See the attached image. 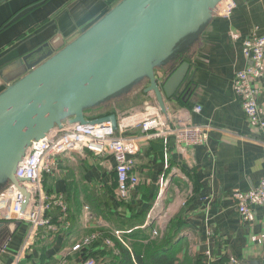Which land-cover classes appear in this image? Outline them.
I'll list each match as a JSON object with an SVG mask.
<instances>
[{
  "label": "crops",
  "instance_id": "obj_1",
  "mask_svg": "<svg viewBox=\"0 0 264 264\" xmlns=\"http://www.w3.org/2000/svg\"><path fill=\"white\" fill-rule=\"evenodd\" d=\"M117 1L0 0V26L7 22L0 30V68L45 42L59 50ZM226 1L216 6L177 57L156 71L164 81L182 62L189 64L181 72L185 73L181 88L174 86L172 96L165 98V111L152 93L143 91L140 104L151 101L152 106L137 110L136 105L133 113L124 114L131 109L126 106L116 113V134L132 138L137 147L134 171L139 182L129 196L119 200L112 186L115 161L111 154L82 147L56 155L58 170L47 185L52 187L50 195L64 199L65 218L53 223L51 218L58 211L50 212L49 221L55 227L50 231L19 222L0 253V264L24 260L26 264H59L62 258L65 264H80L71 247L95 226L108 229L125 245L130 242L126 238L130 230L113 229L84 202L83 193L95 190L109 192L116 215L129 216L148 208L140 226L147 237L133 238V242L145 244L162 237L167 224L181 213L183 225L176 236L180 255L202 257L204 264H231V258L237 260L235 264H264V205L255 208L252 222H245L231 196L236 190L257 186L264 176V129L246 121L232 91L235 72L247 63L241 51L243 40L254 29L264 32V0H232L230 13L224 15ZM258 87V111L264 118V73ZM155 117L170 126L182 121L205 126L206 141L179 147L171 135L150 137L141 123ZM68 196L72 199L67 200ZM42 246H46V260L40 259Z\"/></svg>",
  "mask_w": 264,
  "mask_h": 264
},
{
  "label": "water",
  "instance_id": "obj_2",
  "mask_svg": "<svg viewBox=\"0 0 264 264\" xmlns=\"http://www.w3.org/2000/svg\"><path fill=\"white\" fill-rule=\"evenodd\" d=\"M222 0H119L78 36L54 51L48 42L0 68V188L5 182L28 192L16 175L18 163L33 142L63 121L82 124L109 121L116 114L88 118L85 109L128 91L146 78L160 110L165 98L179 90L182 62L161 81L158 68L177 57L206 25ZM172 91V92H170ZM152 106L151 101L135 109ZM134 108L126 113H133ZM19 222L0 220V253ZM257 261L248 264H258Z\"/></svg>",
  "mask_w": 264,
  "mask_h": 264
},
{
  "label": "built area",
  "instance_id": "obj_3",
  "mask_svg": "<svg viewBox=\"0 0 264 264\" xmlns=\"http://www.w3.org/2000/svg\"><path fill=\"white\" fill-rule=\"evenodd\" d=\"M232 7L233 1L227 0L222 14L228 15ZM241 51L247 63L235 72L232 91L241 102L246 121L262 131L264 118L258 111L260 93L258 82L264 73V32L258 33L254 29L243 40ZM194 110L198 112L200 107L195 106ZM204 127L187 121L170 126L169 123H164L157 117L148 118L141 123L142 131L150 137L171 135L179 147L203 144L206 141ZM116 131L117 127L114 129L109 121L86 124L63 121L61 126L53 129L44 138L33 142L26 156L16 167V175L21 179V184L29 195L26 206L22 209L23 194L16 185L9 183L4 190L0 191V220L27 221L33 228L42 226L48 231L55 230L49 221V213L54 207H58L65 217L66 204L61 195H49L45 191L43 175H52L58 170L56 155L82 147L113 156L117 183L116 195L119 200H125L139 182L134 171V155L137 147L132 138L117 135ZM231 196L241 220L252 222L255 219V208L264 205V176L257 186L246 191L236 190ZM92 238L94 235L84 237L72 245L71 251H78L88 246ZM105 242L110 244L108 238ZM65 260L62 258L59 264H65ZM230 262L235 264L237 260L231 258ZM80 264H97V262L93 257H85L80 259Z\"/></svg>",
  "mask_w": 264,
  "mask_h": 264
},
{
  "label": "trees",
  "instance_id": "obj_4",
  "mask_svg": "<svg viewBox=\"0 0 264 264\" xmlns=\"http://www.w3.org/2000/svg\"><path fill=\"white\" fill-rule=\"evenodd\" d=\"M6 23L7 22L0 26V30ZM146 80V78H143L138 84ZM143 90L144 88H142V92ZM116 98L117 96L100 104L87 107L85 109L86 116L88 118H96L116 114L114 110H106L93 115L97 109L107 106L109 102L114 101ZM51 179L53 178L50 177V175H43L44 188L49 195L52 192V187L47 185V180L49 181ZM9 183L10 182L8 181L5 182L0 188V191L4 190ZM112 186H117L115 171ZM83 195L84 202L88 204L90 210L95 216L108 221L113 229L120 231L130 230L129 234L126 235V238L130 239V242L125 245L120 240H117L108 229L101 226H95V228H92L86 235H94V238L91 239L89 245L75 252L79 256V259L82 260L85 257H93L96 259L97 264H204L202 257H193L186 253L180 255V247L177 246L178 238L176 239V236L183 225L181 213L177 214L167 224L162 237L148 240L145 244L138 243L137 241L133 242L131 239H144L147 237L146 234L141 232L140 226L144 223L148 208L141 213H132L129 216H121L113 213L111 200L108 198L109 192L105 190H95L84 192ZM73 197L75 199L77 196L75 197L73 195ZM68 198L72 199V196H68L66 199L68 200ZM56 210L58 213L55 212L54 217L51 218V222L59 224V221L57 220L61 218L64 219L65 217H63L62 211L58 207H54L51 210V213ZM106 238L110 240V244L105 242ZM45 249L46 246L40 247V259H47L44 255ZM20 263L26 264L27 261L24 260Z\"/></svg>",
  "mask_w": 264,
  "mask_h": 264
},
{
  "label": "rangeland",
  "instance_id": "obj_5",
  "mask_svg": "<svg viewBox=\"0 0 264 264\" xmlns=\"http://www.w3.org/2000/svg\"><path fill=\"white\" fill-rule=\"evenodd\" d=\"M0 85H1L0 88L2 87V89L5 87L1 83V80H0ZM146 86H147L146 81H143L142 83L135 85L128 91L117 96V98L114 101L109 102L107 106L97 109V111L93 113V115L106 110H114L117 114H120L122 111L125 110L126 106H128V108L129 107L134 108L136 105L143 102L142 88H145Z\"/></svg>",
  "mask_w": 264,
  "mask_h": 264
}]
</instances>
